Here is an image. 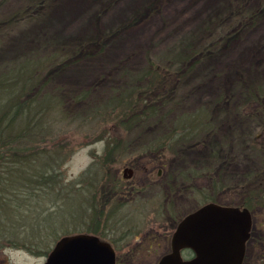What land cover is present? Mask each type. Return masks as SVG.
<instances>
[{"label": "rangeland", "instance_id": "obj_1", "mask_svg": "<svg viewBox=\"0 0 264 264\" xmlns=\"http://www.w3.org/2000/svg\"><path fill=\"white\" fill-rule=\"evenodd\" d=\"M38 1L46 9L5 27L0 35V76L22 64L66 54L65 64L42 73L39 94L62 101L69 118L87 114L137 81L149 59L163 62L185 44L203 46L224 38L185 76L163 112L168 123L205 106L217 130L207 143L184 147L154 167L153 175L161 171L157 185L147 176L153 167L149 161L136 160L144 145L165 130L151 123L127 133L131 150L113 164L103 140L71 146L64 161L52 156L55 145H47L33 163L21 160L20 166L8 160L0 166V264H44L55 244L74 234L108 242L126 237L114 245L117 264H158L170 252L171 238L166 242L156 236L136 254L127 256L128 251L143 232L151 239L155 232L149 227L156 218L164 224L162 231L171 234L180 219L208 203L211 193L206 190L212 191L206 177L192 181V170L204 172L219 160V178L240 190L264 167V110L251 104L256 88L264 86V0H0V21ZM256 11L257 21L245 25L248 14ZM63 126L70 131L76 124ZM90 130L83 128L69 140L80 142L78 135ZM30 146L27 155L34 153ZM130 164L138 169L141 193L133 195L132 207L108 220L102 207L103 178L116 171L122 175ZM242 264H264V209L252 216Z\"/></svg>", "mask_w": 264, "mask_h": 264}, {"label": "trees", "instance_id": "obj_2", "mask_svg": "<svg viewBox=\"0 0 264 264\" xmlns=\"http://www.w3.org/2000/svg\"><path fill=\"white\" fill-rule=\"evenodd\" d=\"M43 9H46L44 1L34 2L1 20L0 35L5 27L12 28V25L16 26L23 22L27 15H36ZM258 14L260 11L248 14L245 25L254 24ZM223 41L224 38H219L203 46L185 44L163 62L149 59V66L139 74L137 81L116 90L107 101L99 103L87 114H75L71 115V118L65 111L66 107L62 101L57 100L54 95L45 94L44 97H40L39 94L43 86L42 73L48 67L65 64L68 60L66 54L59 53L48 59L35 60L33 64H22L11 73L0 76L1 168L10 161L13 164L18 162L20 166L21 160L30 159L33 163L39 153L43 152L40 150L43 149L41 147L47 145H55L52 156L58 161H64L71 146L79 143L90 145L103 140L107 141V154L112 156L113 164L122 154L131 150V143L125 141L127 133L150 123L157 124V127H163L165 130L152 142L144 145L142 152L136 156L137 161L145 159L152 163L164 164L184 147L196 148L207 143L217 130L207 107L202 106L193 112L182 113L168 123L164 122L166 115L163 112L185 76L206 56L212 55ZM80 51L78 50V53ZM258 87L254 93L255 101L252 100L251 104L264 110V86ZM248 106L251 107L250 104ZM72 123L76 124L75 130L66 131L63 125ZM97 127L100 130L94 132L93 129ZM83 128L91 130L84 136L78 135L81 137L80 142L77 139L69 140L70 136L77 137L76 134L82 132ZM262 136L264 137V132ZM29 146L33 147L34 153L27 155L25 150ZM33 156L34 159L31 158ZM218 165L219 160L215 159L204 172L192 170L190 173L192 181L201 176L206 177L207 189L213 192L206 190L211 193H207L209 194L207 202L246 207L252 215L256 210L264 209V167L252 181L238 190L226 186L219 178ZM236 192H240V195ZM227 193L229 196L225 197Z\"/></svg>", "mask_w": 264, "mask_h": 264}, {"label": "water", "instance_id": "obj_3", "mask_svg": "<svg viewBox=\"0 0 264 264\" xmlns=\"http://www.w3.org/2000/svg\"><path fill=\"white\" fill-rule=\"evenodd\" d=\"M251 228L248 208L208 202L180 220L158 264H242ZM44 264H116V254L98 236L74 234L62 237Z\"/></svg>", "mask_w": 264, "mask_h": 264}, {"label": "flooded vegetation", "instance_id": "obj_4", "mask_svg": "<svg viewBox=\"0 0 264 264\" xmlns=\"http://www.w3.org/2000/svg\"><path fill=\"white\" fill-rule=\"evenodd\" d=\"M149 163L153 166L152 169H150L148 171V178L150 179H155V184H158V177L161 176V171L158 170V173L156 175H153L152 172L154 170V167H161L164 164H156V163H152V161H149ZM137 171L138 169L134 166V164H130V165H126L124 166V173L122 175L118 174V171H116V175H113L111 177H109L108 175L104 176V180L107 182L104 185V189H103V196H102V203H103V208L105 210H108V220H110L111 217H115L117 215V213H119L120 211H124L127 208L132 207L129 204H132L135 201V197L133 195L137 194V193H141V191L139 190V188L141 187L140 183L136 180V176H137ZM112 178V179H111ZM169 180V178H167V181ZM111 181V183H110ZM167 185L170 187V184L167 183ZM157 210V207H155L154 211ZM158 213V212H155ZM150 229L152 231L155 232V234L151 237V239L148 237L149 233L148 232H143V234L141 235V237L139 238V240L137 239V244L133 245L134 247L131 248L130 251H128L127 256L131 253L134 252V254L137 253L138 249L142 247L143 243L147 240H156L157 237L159 236L160 238H162L163 240H165L166 242L169 241L170 239V250H171V240H172V235L176 229H173L172 233L170 234L168 232V230L166 231H162V226L164 225L163 223L159 222V219L156 218L154 223H150ZM162 225V226H161ZM171 236H170V235ZM157 236V237H156ZM100 238V237H99ZM126 237H120L117 238L115 241L109 242L112 247L115 250V254H116V261L118 259L117 257V252L116 249L114 247V245L116 244H121L123 242V239H125ZM101 240H103L102 238H100ZM106 241V240H104ZM108 242V241H107ZM125 245H129V242ZM137 247V249H136ZM134 248L136 250H134ZM140 250V249H139ZM51 252V251H50ZM48 256V255H47ZM117 264V263H116Z\"/></svg>", "mask_w": 264, "mask_h": 264}]
</instances>
